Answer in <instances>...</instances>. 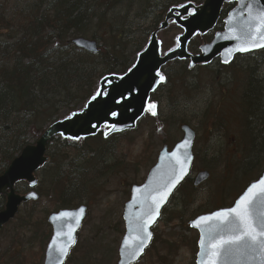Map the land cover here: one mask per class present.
<instances>
[{"label": "trees", "instance_id": "1", "mask_svg": "<svg viewBox=\"0 0 264 264\" xmlns=\"http://www.w3.org/2000/svg\"><path fill=\"white\" fill-rule=\"evenodd\" d=\"M202 1L204 0H29L20 3L9 20L5 16L1 17L0 176L8 170L11 162L23 149L31 145V141L37 142L49 127L61 120L64 113L69 116L82 109L95 95L102 78L107 75H124L134 66L151 34V29L146 31L141 28L140 37L136 41L139 33L135 32L139 26L152 21L155 29L172 8L181 7L186 2L200 4ZM77 38L95 40L101 44L99 54L94 56L74 47L72 41ZM198 47V42L194 40L189 49L195 53L198 52ZM251 56L259 61H248L236 70L231 69V72H227L226 75H230L226 79L221 77L219 80L224 81L220 83V91H224L227 85L234 91L238 90V100L233 107L237 108L234 114L237 115L239 141L230 143L232 147L229 154L224 148L216 150L214 147L208 153L200 150L197 152L196 147L194 148L196 162L203 164L205 171L211 173V178L214 171L223 170L219 187L222 190L225 188L223 193L226 194L232 183L239 182L244 190L264 172V80L257 76V66H264V51ZM247 57L250 55L240 59H248ZM173 66L186 75L183 87L189 92L194 87V82L187 83L188 75L192 74L188 70V62L176 61ZM230 67L232 66L221 65V68L227 70ZM239 67L241 70H238ZM166 85L163 83L160 90ZM209 108L210 106L206 116ZM160 118H154L157 121L156 129L165 137L164 126H175L178 120L171 118L170 124L164 125L165 122L160 121ZM217 118L210 120L207 135H211V140L217 138L219 141L222 138L220 133L226 127L222 123L226 119L220 123L215 121ZM181 124L189 123L182 121ZM122 136L124 135L120 134L105 139L101 133L97 140L93 138L84 141L82 148L90 150L86 154L79 151L77 159L69 155L70 150L76 151L77 143L54 138L48 145V153L56 141L63 142L60 143L59 152L49 155L51 161L46 166L53 167L50 186L45 193L42 189L37 190L40 201L45 197L52 199L53 205H57L54 211H57L72 208L77 201L84 200L82 196L89 192L90 187L86 184V188H79L77 185L83 181L81 173L86 157L89 153H94V156L95 153H102V158L110 156ZM92 142L99 143L97 151L91 148ZM226 146L228 147L227 144ZM62 148L65 150H61ZM210 153L213 161L208 163L206 156ZM101 156H97L98 160ZM88 172L89 169L86 174ZM200 189L195 188L192 177H189L176 191L162 217L171 213V208L175 206L172 214L179 213L180 216L177 217L182 219L199 197ZM16 190L23 193L28 191V187L22 184ZM241 190H235L234 197ZM1 199L0 206L3 207L4 198ZM36 205L38 204L34 206ZM32 209L29 215L22 218L21 229L25 227L30 232L36 230L38 234V225L42 222L37 220L36 209ZM43 223L45 226L46 221L43 220ZM12 264H19V261L14 260Z\"/></svg>", "mask_w": 264, "mask_h": 264}, {"label": "rangeland", "instance_id": "2", "mask_svg": "<svg viewBox=\"0 0 264 264\" xmlns=\"http://www.w3.org/2000/svg\"><path fill=\"white\" fill-rule=\"evenodd\" d=\"M28 1L0 0V18L5 16L9 20L16 13L18 5ZM163 18V21L155 29L152 21L146 22V25L141 27L139 26L137 32H135L139 33L135 40L139 39L141 28L146 29V31L151 29V33L160 29L166 17L164 16ZM181 35V30L175 27L173 23L160 32L159 39L162 40L164 54L171 52L172 49L177 47L178 37ZM196 41L199 45L203 42L201 38ZM252 57L235 61L229 70L221 68L219 62L207 68H196L191 75H188L189 81L187 83L194 82V87L189 92L183 87L186 75L182 74L179 68L171 64L163 70L166 75L167 85L154 96V99L158 100L160 104V121L165 122L164 125L170 124L169 120L171 118L178 121L175 126H164L163 134L165 137H163L158 132L159 130L156 129L157 121L146 116L134 131L123 134L124 136L118 140L119 142L114 146L110 156L102 158V153L99 155L95 153L96 156H94V153H89L83 163V173H81L83 181L77 186L86 188L87 184L90 189L88 193L82 196L84 200L77 201L74 204V207H77L83 203L88 207L89 213L78 235L77 245L71 252V257L66 264L117 263L119 259L118 249L125 234V224L122 215L124 213V205L129 200L130 190L134 184H142L145 181L147 173L155 165L160 150L165 144L173 147L177 141L182 140L183 134L180 129L182 121H188V125L193 127L197 133L198 140L195 146L197 152L200 150L202 153H208L213 151L211 148L214 147L216 150L224 148L227 154L231 152L232 144L230 143L236 140L239 141L240 137L236 130L237 115L234 114L237 112V108L233 107L234 102L238 100V90L234 91L227 85L224 91H220V83L224 81L219 80L222 79L221 77L226 79V76L230 75L226 74L231 72V69L236 70L238 66L244 65L248 61H259L258 58L253 57L252 59ZM257 68H259L258 78L264 80V66H257ZM238 70H241V68ZM166 72H168V75ZM177 79L180 80L177 81ZM191 84L193 85V83ZM209 106L208 116H206ZM66 116H68V113H64L61 119ZM216 117L218 118L215 121L218 122H223V119H226V122L222 123V125L226 124V127L221 131L223 136L220 133L222 138L219 141L217 138L211 140L212 137H209L211 135H207L209 122ZM95 139L97 140V138ZM62 140L56 141L51 146L49 155L59 152ZM83 142L78 141L76 151L69 149V155L73 159H77L81 152L86 154L90 150L87 147L85 149L82 148ZM31 144H34V141H31ZM90 146L97 151L99 143L92 142ZM61 150L65 149L62 148ZM60 152V154H63V151ZM65 153L67 152L65 151ZM97 156H101V159L98 160ZM206 160H208V163L213 161L211 153L206 156ZM107 167L114 168L110 169ZM52 169V165H48L44 170L37 173L36 177L39 179L37 190L42 189L44 193L47 192V188L50 186ZM88 169L89 172L86 174ZM205 170L201 162H196L193 167L192 177ZM222 171L221 169L214 171L212 178L210 176L211 179L201 186L199 197L193 203L190 211L182 216V219L177 217L180 216L179 213L172 214L175 206L171 208V213L162 217V220L155 228L156 241L154 245L148 249L144 258L138 261L137 264L195 263L198 233L188 228V223L198 215H202V213L232 206L235 199L243 193L240 192L234 197V191L242 189V185L239 182L232 183L226 191L227 194L223 193L225 188L222 190L219 187L223 178ZM22 184L24 185V183ZM51 200L45 197L37 202L38 205L36 206H34L36 202L23 206L20 210V215L0 232V264H12L14 260L20 262L22 257H19V255L25 249H29V251L25 253L23 260L26 258L28 264L43 263L42 252L40 251V256H38L37 249L35 250L36 244L34 241H30L34 237L33 232L28 231L25 227L21 229V220L31 213L30 210L32 211V208L36 209L37 220L40 223L42 222V224L38 225V233L40 234L38 241L43 245L42 251L44 254L45 243L43 239L47 235L46 229L49 227H44L43 220L46 221L49 214L56 212L54 210L57 207V205H53V200ZM44 214L46 216H43Z\"/></svg>", "mask_w": 264, "mask_h": 264}, {"label": "water", "instance_id": "3", "mask_svg": "<svg viewBox=\"0 0 264 264\" xmlns=\"http://www.w3.org/2000/svg\"><path fill=\"white\" fill-rule=\"evenodd\" d=\"M264 3V0H261ZM226 3H239V5L232 10L224 22L225 29L222 32L216 33L214 40L211 43H205L199 48L200 53L195 56L189 53L188 46L194 40V37L199 36L204 39L205 35L212 32L216 28V23L220 19L221 11ZM166 21L160 27L159 31L154 32L150 37V42L145 50L139 54L136 65L129 70L124 76H107L100 82L99 91L103 95L96 96V99L91 100L86 104L82 112L76 113L71 119L67 118L59 121L49 127L42 135V137L34 144L27 146L21 154L11 162L8 170L0 176V197L5 196L6 205L0 212V230L2 227L8 225L18 215L19 209L25 203L37 200L38 195L34 188L38 184L36 174L41 171L46 163L49 161L47 156L48 143L56 136H62L64 139L68 137H78V139H71L73 141L95 137L99 130L107 127L109 132L106 137L114 134L131 131L136 128L137 124L142 120V117L152 110H149L148 105L152 93H154L163 80L160 79V72L166 65L173 63V61L187 60L190 62L189 69L193 70L197 66L211 65L217 58H219L224 65H229L235 59V56L240 54H251V52L261 51L264 48L254 49L249 52L240 53L234 52L231 55L228 49L234 48L237 44L235 40H225L224 37L229 36L230 28H237L242 30L247 20V8L243 6V0H204L202 5L185 4L182 8L172 9L166 16ZM174 21L177 27L183 30V35L178 39V47L171 53L163 55L161 50L162 42L158 39L160 31L167 29L169 22ZM74 46L79 50H84L87 53L96 55L99 52L97 42L90 41L85 38H77L72 41ZM228 63H225V60ZM163 77V76H162ZM156 105V104H155ZM158 106L154 109L157 115ZM112 113L117 115L114 117ZM152 115V114H151ZM155 115V116H156ZM153 116V115H152ZM115 125V129L109 127ZM183 133L182 140L177 143L171 150L167 145L161 150L157 163L149 171L145 182L141 185H134L131 189L130 200L125 204L123 219L125 222V237L119 249V261L117 264H136L140 260L145 251L152 243L153 228L161 219L162 211L167 207L168 202L173 194L183 182L191 174V168L195 162L194 160V144L196 141V133L190 126H182ZM188 141L185 148L180 146ZM187 161V167L182 179L176 184L168 195L166 201L159 209V215L148 226V231L152 233L150 240H147L143 251L139 252L140 245L137 241V236H142L143 233L137 228L141 223L146 213L152 207L151 201L148 199L152 194L153 189L159 184L165 182L168 177L170 166L174 163L170 159L172 153ZM210 177L208 171H202L195 178L194 183L196 187L201 186ZM264 179V173L251 183L244 193L235 200L234 207L239 200L244 197L252 184L258 183ZM25 182L29 189L33 190L27 194H18L16 186ZM137 189H140L138 192ZM229 208L219 209L212 213L202 214V216L213 215L219 211H225ZM80 209H84L82 216H79V223L75 218L56 219L62 213L68 212L79 214ZM87 207L80 206L78 209L60 210L52 214L48 223L53 227V237L48 243L46 251V260L44 264H58L62 260L64 264L69 256L70 249L75 245L77 234L87 216ZM199 216L189 223V228L196 230L199 234V241L197 244L198 253L196 256V264H201L202 249L200 247L201 240L211 239V228L215 225V221L204 224L201 228L193 227V224L199 220ZM74 229V231H73ZM60 233L58 236L57 233ZM66 233H70L75 242L69 244ZM125 241L128 242V247H125ZM55 242V243H53ZM67 248V254L62 256L58 252L59 248ZM138 253L133 255L132 253ZM220 264H225L221 259ZM227 264H249L245 257L231 256L227 260ZM258 264V262H254Z\"/></svg>", "mask_w": 264, "mask_h": 264}, {"label": "snow or ice", "instance_id": "4", "mask_svg": "<svg viewBox=\"0 0 264 264\" xmlns=\"http://www.w3.org/2000/svg\"><path fill=\"white\" fill-rule=\"evenodd\" d=\"M243 6L247 8V20L242 30L230 28V35L224 37L225 40L231 39L237 41L234 48L228 49L231 55L234 52L245 53L258 48H264V3L261 0H243ZM229 61L226 59L225 63ZM161 80L164 77H160ZM103 95L97 91L96 96ZM93 96L92 99H96ZM153 116L156 115L155 104L148 105ZM77 115L73 113L72 116ZM115 117L117 114L112 113ZM71 119V117H68ZM115 129V125H109ZM68 139H78V137H68ZM188 141H185L180 147L185 148ZM170 159L174 163L170 166L167 180L156 186L150 197L152 207L146 213L141 223L137 225L142 236H137L140 245L139 252L143 251L147 240H150L152 233L148 231V226L153 223L159 215L161 205L166 201L168 195L176 184L182 179L187 167V161L182 160L177 153H172ZM139 192L140 189H137ZM84 209H80L79 214L62 213L56 219L75 218L79 223V216H82ZM215 221L211 228V239L201 240L202 249L201 264H220L221 259L227 264L231 256L245 257L249 264H264V179L258 183L252 184L247 194L232 208L225 211H219L209 216H202L193 224V227L201 228L202 225ZM74 231V229H73ZM59 236L60 233L58 232ZM69 244L75 242V238L66 233ZM55 243V242H53ZM125 247L128 242L125 241ZM61 257L67 254V248H59ZM133 255L138 253L134 252ZM62 264V260L58 262Z\"/></svg>", "mask_w": 264, "mask_h": 264}, {"label": "flooded vegetation", "instance_id": "5", "mask_svg": "<svg viewBox=\"0 0 264 264\" xmlns=\"http://www.w3.org/2000/svg\"><path fill=\"white\" fill-rule=\"evenodd\" d=\"M239 5V3H237V4H231V3H227L225 6H224V8H223V10H222V15H221V17H220V19H219V21L217 22V24H216V28H215V30H214V32L213 33H211V34H209V35H207L206 36V38H205V40H206V42H208V43H211L212 41H213V39H214V35L217 33V32H220V31H222L223 29H224V25H223V20L227 17V15H228V13L231 11V10H233L234 8H236L237 6ZM197 39H199V38H197ZM197 39H195V40H197ZM203 42H204V40H203ZM202 42V43H203ZM218 63V62H217ZM216 64V63H215ZM154 98V97H153ZM159 102V101H158ZM29 192V190L27 191V193ZM1 198H4V202H5V196H1L0 197V203H1V201H2V199ZM5 205H6V202L4 203V205H3V207L2 206H0V212H1V210H3L4 209V207H5ZM9 225H10V223H9ZM6 226H4V227H2V229L0 230V232H2V230H4V228H5ZM45 228L46 227H49L48 229H46V234L47 235H45L44 236V243H45V251H44V254H43V249H42V247H43V245H42V243H40L39 241H38V237H40V234L38 233V234H36V230H34L33 231V234H34V237H33V239L32 240H30V241H34V243L36 244V247H35V250L37 249V255L38 256H40V251L42 252V256L44 257V259H43V263L42 264H44V262H45V259H46V250H47V244H48V242H49V240L53 237V227L50 225V223H48V220L46 219V225L44 226ZM43 235V234H42ZM78 239V238H77ZM155 239V238H154ZM78 241V240H77ZM77 241H76V243H77ZM39 243H40V245H39ZM75 243V246L72 248V250H71V252L75 249V247H76V244ZM40 247H41V250H40ZM27 251H29V249H25L23 252H21L20 253V255H19V257H22L21 258V260H20V262H19V264H28V262L26 261V258L23 260V257L25 256V253L27 252ZM71 252H70V254H71ZM69 254V257H68V261H69V259H70V257H71V255ZM38 264H40V262L38 263Z\"/></svg>", "mask_w": 264, "mask_h": 264}]
</instances>
